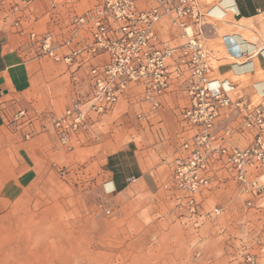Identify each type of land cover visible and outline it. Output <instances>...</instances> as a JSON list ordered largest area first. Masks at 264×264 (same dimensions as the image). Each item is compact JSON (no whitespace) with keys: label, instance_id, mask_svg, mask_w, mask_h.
Wrapping results in <instances>:
<instances>
[{"label":"rangeland","instance_id":"rangeland-1","mask_svg":"<svg viewBox=\"0 0 264 264\" xmlns=\"http://www.w3.org/2000/svg\"><path fill=\"white\" fill-rule=\"evenodd\" d=\"M94 2L83 0L76 16ZM51 34L70 35L77 45L93 41L87 28ZM211 64L215 67L213 59ZM41 65L47 73L66 70L48 57H42ZM81 82L89 96L90 71ZM20 84L15 81L14 95L0 96V264H264V197L247 193L222 163L214 165L209 186L195 196L193 212L175 183L174 161L191 136L189 126L178 149L153 163L156 175L122 194H110L107 155L115 141H130L133 129L149 130L148 119L132 114L124 131L111 122L93 129L90 121L87 130L63 145L52 123L77 100L69 104L57 98L61 92L68 96L72 80L44 81L40 103L36 99L31 107L23 103ZM251 103L260 104V97ZM236 113L229 129L235 147L246 148L262 130Z\"/></svg>","mask_w":264,"mask_h":264},{"label":"built area","instance_id":"built-area-1","mask_svg":"<svg viewBox=\"0 0 264 264\" xmlns=\"http://www.w3.org/2000/svg\"><path fill=\"white\" fill-rule=\"evenodd\" d=\"M204 19L196 0H95L90 9L72 19L76 33L84 27L91 30L90 44L75 46L69 38L58 45L51 33H30L38 55L56 63L73 65L83 55L106 53L109 57L108 64L91 70L93 90L86 100L73 101L54 118V132L63 145L89 128L92 115L110 111L131 84L141 86L158 108L156 98L171 79H185L190 103L181 118L192 135L174 161L173 178L187 195L192 212L197 206L195 196L209 186L217 163L224 164L247 193L264 197V107L253 105L235 94L232 87L212 78L213 58L193 32L195 26L204 24ZM162 20L183 31L186 40L182 45L162 44L157 31ZM62 47L68 52L61 53ZM230 110L242 113L248 125L262 130L246 148L230 144V129L221 133L215 130L219 119Z\"/></svg>","mask_w":264,"mask_h":264},{"label":"crops","instance_id":"crops-1","mask_svg":"<svg viewBox=\"0 0 264 264\" xmlns=\"http://www.w3.org/2000/svg\"><path fill=\"white\" fill-rule=\"evenodd\" d=\"M82 1L0 0V96L12 95L11 89L20 79L19 94L24 105L31 107L39 96L42 97L44 81L68 78L72 80L73 88L68 96L61 92L57 97L59 101L86 100L89 91L80 88L81 81L87 78L92 69L108 64V55H83L73 65L59 63L64 64L66 70L47 73L41 65L42 57L30 40V33L36 31H69L70 34L74 29L72 18L77 15V5ZM196 1L205 21L202 26L193 29L213 58L215 67L212 78L232 87L235 94L242 93L250 102L259 96L260 104L264 107V0ZM157 31L162 44L167 47L182 45L186 40L183 31L167 20L157 25ZM54 36L58 45L71 37ZM86 41H81L79 45L73 41V45L85 46L90 43ZM60 52L67 53L68 49L62 47ZM18 66L22 67L21 71L17 70ZM58 86L61 89L63 85L58 83ZM156 100L158 108H154L152 101L147 99L141 86L131 84L111 111L92 116L93 129L106 127L111 122L123 131L126 119L132 114L140 113L138 117L141 120L148 119L149 130L133 129L132 139L115 141L117 146L107 155L105 186L108 193L122 194L133 184L156 175L153 163L169 157L171 151L178 149V139L184 136V126L187 127L180 121L179 113L190 103L185 79L172 78L168 88ZM36 103L40 101L37 99ZM236 114L234 110L226 111L215 130L221 133L232 127L237 119ZM237 135L248 136L247 133ZM235 138L233 135L230 139L234 147L237 142Z\"/></svg>","mask_w":264,"mask_h":264},{"label":"bare ground","instance_id":"bare-ground-1","mask_svg":"<svg viewBox=\"0 0 264 264\" xmlns=\"http://www.w3.org/2000/svg\"><path fill=\"white\" fill-rule=\"evenodd\" d=\"M16 245H19L20 246V240H19V238H16ZM20 250V248L17 246V250H16V252L17 251H19ZM12 252V251H11ZM11 252H9V253H11ZM22 252H20L19 254H21Z\"/></svg>","mask_w":264,"mask_h":264}]
</instances>
